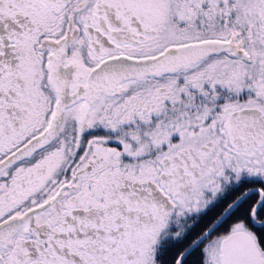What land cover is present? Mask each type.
<instances>
[{
  "label": "snow or ice",
  "instance_id": "1",
  "mask_svg": "<svg viewBox=\"0 0 264 264\" xmlns=\"http://www.w3.org/2000/svg\"><path fill=\"white\" fill-rule=\"evenodd\" d=\"M0 264H264V0H0Z\"/></svg>",
  "mask_w": 264,
  "mask_h": 264
}]
</instances>
